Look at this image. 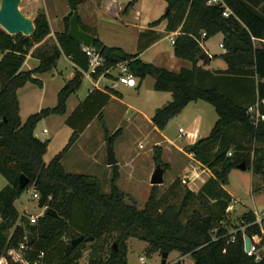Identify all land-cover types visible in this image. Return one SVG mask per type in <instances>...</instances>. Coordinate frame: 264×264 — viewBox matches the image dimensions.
<instances>
[{
  "label": "trees",
  "instance_id": "16d2710c",
  "mask_svg": "<svg viewBox=\"0 0 264 264\" xmlns=\"http://www.w3.org/2000/svg\"><path fill=\"white\" fill-rule=\"evenodd\" d=\"M86 1L66 0L70 11L64 17L65 29L55 32L56 43L50 50L42 48V44L34 48L31 55L39 63L32 69L21 67L30 49L50 32L44 11L36 12L32 19L34 31L28 36L9 34L0 27V173L7 179L0 190V258L4 257L7 264H21L9 251L15 250L27 235L24 256L31 263L42 252L41 264H81L83 252L88 251L85 264H127V239L135 237L147 243L148 256L177 251L180 256H190L193 264H264V259L255 261L243 251V234L264 239V216L257 222L254 211L247 209L241 223L234 225L226 210L232 197L224 188L228 173L241 162L253 176L262 175L264 170V120L255 121L247 112L257 100H264V45H254V40L264 41V0H223L231 11L228 16L222 15L220 4L209 5L206 0H164L165 13L139 33L138 50L158 38L151 28L166 20L167 32L178 31L174 54L192 64L191 68L177 72L143 62L138 53H125L94 38L92 44L104 55L105 67L126 61L137 78V86L146 75H151L155 90L171 92V100L156 108L151 117L158 129H163L188 102L197 99L210 103L218 116L209 134L198 139L192 151L210 172L206 181L192 191L182 184L181 178L175 177L159 195L157 185H151L142 207L117 187L115 169L108 191L101 189L95 177L63 170L61 158L83 127L73 128L64 148L47 163L43 155L48 140L33 134L43 117L63 114L67 97L81 86L87 59L67 30L72 11ZM136 1H128L123 9L116 7L126 13ZM78 21L83 30L95 35L82 26L79 18ZM217 32L223 34L225 52L220 57L227 68L205 70L197 62L207 63L214 56L207 55L201 44ZM61 52L76 67L73 77L58 91L53 107L42 108L22 121L18 114V88L27 82L41 86L34 75L54 67ZM259 112L264 113V103ZM74 113L67 123L70 124ZM94 114L101 119L99 111ZM101 126L105 127L102 122ZM118 132L119 129L108 138V144L112 145V137ZM155 152L154 160L161 165L160 149ZM22 173L29 182L20 188L18 178ZM30 186L39 193V206H46L44 214L33 224L13 204ZM262 187L252 186V191ZM80 235L92 238L72 245L71 241ZM181 262L177 259L174 264Z\"/></svg>",
  "mask_w": 264,
  "mask_h": 264
},
{
  "label": "crops",
  "instance_id": "0c3cea01",
  "mask_svg": "<svg viewBox=\"0 0 264 264\" xmlns=\"http://www.w3.org/2000/svg\"><path fill=\"white\" fill-rule=\"evenodd\" d=\"M92 1H94L95 5H96V11H98L95 13V18L93 15H90L89 19L91 21L90 22L87 21L84 23V21L81 20V9L80 8L77 9L78 15H79L80 22H81L82 26L87 28L86 25H88V23H90V24H92V26H94V28L92 29V31L95 33L94 36L97 37L104 45L119 47L125 53H129V54L138 53V58L140 60H142L143 62L151 63V64L158 66V67H164V68L171 70V71H174V72L179 71L181 68H187L188 69V68L192 67V64L189 60L177 57L174 54L173 44H171V42H170V37L172 36L175 38V36L178 34V31L167 32L165 29L166 20H162L158 25L151 28V29L155 30V32L158 34V38L156 40H154L153 42H151L143 50H141V51L138 50L139 33L146 30L147 28H149V26H148L149 23L154 21L155 19H157L163 13L159 14L154 19L144 18L142 16V13H140L138 10H135L136 4L141 2V0H137L133 4L132 8H130L131 10H128L126 12V14L124 13V15L121 16V13H120L121 10L118 7H115V5H114L115 1L114 0H100V1L92 0ZM163 2L165 3L164 0H163ZM35 4H36V11H35L34 15L32 16V19L35 16L38 9L39 8L42 9L44 11V13L46 14L50 32L44 37V39L40 43L35 44L30 49L28 55L25 58L23 65L21 67L23 70L32 69L35 66H37V64L39 63V59L36 57H33L31 55V53L35 47L44 43L48 39L49 40L51 39L54 41V43H56L54 34H55V32L64 31V29H65L64 17L70 11V9L66 3V0L62 1V4H64L63 5L64 7L62 8L61 11H59L58 14L54 13L53 9L51 8V5H50V7H48L47 3H45L44 0H35ZM165 8H166V3L164 5V9ZM133 11H135L134 18L129 17V15L131 16V13ZM51 17H53V19H51ZM86 18H85V20H86ZM122 27L126 28V29H130V28L132 29L131 43H126L124 41L125 37L121 34ZM103 28H106L107 33H109V34H107L103 30ZM108 41H110L113 44H110V42H108ZM165 41H168L171 45L170 49H168V50L164 49L162 46H159L162 42H165ZM222 43H223V34L221 32H217L216 34H214V35L210 36L209 38H207L206 40H204V42L201 44L202 49L204 50V52L207 55L214 56V57L211 58L207 63H203L202 61H198L197 66H199L200 68H203L205 70H210V71L226 69L227 64L220 57V55L225 52V48H224ZM219 44H222V46H220ZM254 44H257L258 46L260 44L264 45V41L260 42L258 40H254ZM62 62L64 63L63 64V66L65 67L64 69H66L68 67L67 69H69V73L65 75L61 84L57 88V91L55 93L56 100H57L58 91L61 89V87L69 79H71L73 77L74 72L76 70L75 65L70 61V59L61 52L60 56L57 59L56 65L54 67H52L48 71H45L42 73H36L34 75L37 79H39L41 81V86H39V87L42 88V87H44V82H45L44 79H46L47 77L48 78L54 77L56 75L62 76V73L64 71V69L61 68ZM27 63H30V65L28 67H26ZM147 76H151V75H146L142 79L141 83L138 86H137V83H136V86L133 87V86H129L127 84L120 83V82H117L115 84V86H112L113 80L114 81L117 80V75L113 74V73L112 74L108 73V74H106L105 77L99 78L97 80L98 85L96 88H93V90L94 89H96V90L93 91L92 93L90 91V88H92V85H91L90 80L87 78L89 84L87 85L88 87H87L86 91L81 93L78 89L75 92L71 93L66 99V102H65L66 103V109H65V112L63 114H60V115L50 114V115H47V116L43 117L42 119H40L37 122V124L33 130L34 136H36L40 140L47 139L48 140L47 149H48V146H49L50 142L53 141L54 136L56 134H58L60 131H62L61 142L59 143V147H62L59 150V151H61L64 148V146L66 145V143L68 142V139L73 132V128L83 127V130L78 134L77 138L79 139L81 136H83L89 130V128L91 126H95V124H97V122L99 123L100 121L102 122V124L106 128L112 127V128L116 129L117 127L121 126V127H123V130L125 129L124 128L125 125L129 124L128 121L131 123H135V124L141 123L142 125H143V123H145V126L148 128V130H146L144 132V134L147 132L145 134L146 137H149L151 139V141L156 136L160 137L159 142L154 141L151 145L163 146L164 149L167 150V155H166L164 162L169 164L168 165L169 168L177 167L176 168L177 173L171 174L172 177H170L168 184L174 179V177L179 176L181 179H185L186 185L188 186L189 189H191L192 191L198 190L199 187L210 176V172L204 166H202L198 170H192V167L189 166V163L191 162L190 156L192 153L189 151V147L191 145H194V143L198 139L203 138L209 134L211 128L213 127L215 121L217 120V117H218L217 113H216L214 107L210 103H208L204 100L197 99V100H193V101L188 102L181 109V111L173 117V119L178 120L177 118H181L179 116H182V114L187 112V110L193 111V114L191 115L190 119L187 121H184L187 123L185 128H182L181 126H179V128H182V132H179V128H178L179 137H183V139L179 142L176 141V139L175 140L170 139V137L165 134V127L166 126L161 130L158 129L157 127H155L152 124L151 117H152L156 108L161 107L162 105L166 104L168 101L171 100V96H172L171 92L155 90L153 88L154 78L151 76L153 78L152 88H153L154 92H156L158 94H154L156 100L153 102L152 105H150L148 114L141 113L135 106H132L125 101V97H124L125 88L126 87L139 88ZM84 77L85 76H82V79ZM136 82H137V78H136ZM27 84L34 85V83L27 82L25 85L18 88V90H17L18 114H19L20 119L22 121H24L25 118L22 117L23 111L21 109V100H20L19 94H20L22 89L26 88ZM87 97H88V99H87ZM53 106L54 105L39 107V109H37L36 111H39L40 109L45 108V107H53ZM75 111H76V113H74V116L70 119V124L67 123L66 122L67 119ZM97 111H99L101 113V116H100L101 119H99V117L97 116L98 114H94V113H97ZM31 113H34V112H31ZM47 120H51L50 123L55 124V126H52V127H56L55 132H53L52 135L50 134V136L49 135L47 136V134L50 133V131L46 125V126L42 127L40 132L37 133L36 129H37L38 125L41 122H43V123L47 122ZM170 121L171 120H169V122ZM206 124H207V128H205ZM115 142L117 144V148L114 144V147L112 146V149L114 150V148H115L116 155H117V156H115V158L117 160V163H119L120 157H121V159L124 158L123 151L125 150V147H124L123 142L121 141L120 137H118ZM74 145H75V143L72 146H74ZM72 146L69 147L66 154L69 153V150H70V148H72ZM47 149L43 155V161L45 163H47L55 154H57L59 152V151H57L56 153H53L49 160H45L44 156H46ZM117 149H119V151L121 153L120 157H119V154L117 152ZM114 155H115V152H114ZM130 161H132V160H130ZM105 162H106V159H105ZM106 165H107V163H106ZM108 166H111V165H108ZM128 166H130V165H128ZM155 166H156V163H154V161L152 159V165L147 171L148 175L151 174L152 169L155 168ZM136 168H137V164L135 165V167L130 166L131 171L129 173V181H132V178L137 177L135 174ZM145 168H146V165H142L141 169H139V170L141 172H143L145 170ZM233 169H235V168H233ZM165 170L169 171V169H167V168H164V171ZM149 184H150V182H149ZM162 184H164V179H163ZM226 185L224 186L225 190L231 195V197H234L232 195V193L227 189ZM233 209L234 208H232V210ZM232 210L229 212L231 213ZM17 211L19 212V210H17ZM254 213H255V215H258L255 211H254ZM127 242H128V240H127ZM127 246H128V244H127ZM170 253H168V255ZM184 257H186V256L178 255V257H176L174 259V261L177 259H180V258L183 259ZM126 259H127V255H126ZM80 262H81V260H80ZM0 264H7L4 257L0 258Z\"/></svg>",
  "mask_w": 264,
  "mask_h": 264
},
{
  "label": "rangeland",
  "instance_id": "374dc122",
  "mask_svg": "<svg viewBox=\"0 0 264 264\" xmlns=\"http://www.w3.org/2000/svg\"><path fill=\"white\" fill-rule=\"evenodd\" d=\"M44 1L45 3H47L48 7H50L51 5V8L56 14H58L59 11H61L62 8L64 7L63 6L64 4H62V1L64 0H44ZM114 1H115L114 2L115 7L119 5L121 6V9H123L126 3L130 0H114ZM165 3L163 2V0H141V2L136 4L135 10H138L140 13H142V16L144 18L154 19L159 14L165 13L167 9V4H166V8L164 9ZM19 8L24 15L32 19V16L36 11L35 0H22L20 2ZM79 8L81 9V20L84 21V23L87 21L90 22L91 20L89 19V16L93 15L95 18V13L98 12L96 11L95 3L92 0L86 1L85 3L78 5L77 9ZM129 10L131 9L129 8ZM120 13L121 16L124 15L122 11ZM134 13L135 11H133L131 13V16L129 15V17L134 18ZM51 19H53V17H51ZM86 26L88 29L91 30L94 28V26H92V24L90 23H88V25ZM103 30L107 33L106 28H103ZM121 34L125 37L124 41L126 43H131V39H132L131 28L126 29L122 27ZM54 44L55 43L53 40L48 39L44 43H42L41 46L42 48H47L50 50L51 46H54ZM110 44L113 43L110 42ZM254 45L258 46L257 44ZM159 46H162L164 49L167 50L170 49L171 47L168 41L162 42ZM261 46H263V44ZM61 64H62L61 68L64 69L65 68L63 66L64 63L62 62ZM29 65L30 63H27L26 67H28ZM67 68L64 69L62 76L56 75L54 77H49V78L47 77L46 79H44L45 80L44 87L42 88H40L36 84L34 85L27 84L26 88L21 90L19 96L21 100V109L23 111L22 114L23 118H26V116L31 112H36V110L39 109V107L55 105L56 103L55 93L57 91L58 86L61 84L63 78L65 77V75L69 73V69ZM152 81L153 78L151 76H147L139 88H130V87L125 88V95H124L125 101L128 104L135 106L141 113L148 114L150 105H152L153 102L156 100L154 94H158V93L154 92L152 88ZM88 84L89 83L87 78L84 77L82 79L79 91L81 93L85 92L88 87L87 86ZM192 114L193 111L187 110V112L182 114V116H179L181 118H177L178 120L172 118L171 121L165 127V134L168 135L172 140L176 139V141L178 142L181 141L183 137H179L178 128L179 126L185 128L187 123L184 121L189 120ZM50 121L51 120H47L48 123L41 122L38 125L36 132L37 133L40 132L42 127L47 125L50 131V133H48L47 136L48 135L50 136V134L52 135L53 132H55L56 127H52L55 126V124L50 123ZM128 123L129 124L128 125L126 124L124 127L125 129L123 130V127L121 126L117 127L116 129L112 127H108V128L104 127L105 128L104 129L101 126V121L99 123L97 122V124H95V126H91L83 136H81L79 139L76 138V140L70 145L72 146L75 143V145L72 146V148H70L68 154H66V152L68 151L70 146L67 148L66 152L61 158V166L66 173L83 174L86 176L95 177L98 180L100 187L103 191H108L109 180L112 176V172L115 169L118 173V179L116 181L117 187L124 193H127L128 195L132 196L138 207H142L145 201L147 200V197L152 187L149 184L151 174L148 175L147 171L152 165V159L154 163H156L153 157L155 149L158 148L160 149L161 154L159 160L161 165L164 168L169 169V171L165 170L163 172L164 184H160L156 186L157 195H159L163 190L166 189V187L168 186V181L170 177H172L171 174L177 173V169H176L177 167L169 168L168 166L169 164L164 162L167 155V150L164 149L163 146L151 145L154 141L159 142L160 137L156 136L152 141L149 137H146L145 134L147 132L145 134L144 132L148 130V128L145 126V123H143V125L141 123L135 124L129 121ZM205 128H207V124ZM117 129H119V132L116 136L112 137L111 146L114 147L115 144L117 148V144L115 141L118 137H120L125 147V150L123 151L124 158L121 159L120 157L121 153L119 149H117V152L120 157V162L108 166L106 165L105 162L106 159L105 152H106V146L108 144L107 140L110 136H112V134ZM61 137H62V131H60L58 134L54 136L53 141L50 142L48 146L46 156H44L45 160H49L53 153H56L62 148L59 147V143L61 142ZM113 151L115 152V156H117L115 148ZM136 164H137V168L135 174L137 177L132 178V181H129V173L131 171L130 166L135 167ZM142 165H146V168L143 172L139 170L141 169ZM191 165L192 162L189 163V166ZM153 170L154 168L152 169V171ZM177 177L180 178L179 176ZM6 184H7V179L0 173V190ZM182 184L186 185V183H182ZM257 185L258 186L263 185V187L260 188V190L253 192L252 186L257 187ZM226 187L238 201L237 203L233 204L234 209L230 213V219L234 225H239L241 223L240 220L241 216L243 212L247 209H251L255 211L258 214L256 215V218L261 217L264 214V170L262 175L253 176L250 170L247 169L241 170L236 167L235 169H232L228 173V183ZM34 192L38 193V191H36L33 188V186H30L27 189H25L13 202L16 209L19 210L18 213L20 215H24L25 220L28 223H30L31 216L39 217L43 215L45 211L44 207L39 206L38 198L33 197L32 194ZM127 240H128L127 264H143L140 260L142 256L144 257L145 264H161V255L159 254V252H154L149 256L146 254L147 243L145 241L139 240L135 237L128 238ZM86 246H89V244H86ZM15 250H10L9 253H12L14 258L16 257L18 258V252ZM86 253H88V251L83 252V258L81 259V264L85 263ZM178 255L179 253L177 251H171V253L168 255L166 259L167 262L165 264H174V262H176V260L174 261V259L178 257ZM185 256L186 257H184L183 259L180 258V260H182L180 264H193L192 258L188 255Z\"/></svg>",
  "mask_w": 264,
  "mask_h": 264
},
{
  "label": "built area",
  "instance_id": "2783aa9c",
  "mask_svg": "<svg viewBox=\"0 0 264 264\" xmlns=\"http://www.w3.org/2000/svg\"><path fill=\"white\" fill-rule=\"evenodd\" d=\"M207 4H220L223 7V11H222V15L223 16H228L231 11L229 10V8L225 5V3L223 2V0H206ZM204 35V33H203ZM175 41L174 37H170V42L171 44H173ZM81 45V51L84 53V55L86 56L87 59V68L86 70H84L82 72L83 76H85L86 78H88L91 82L92 88H96L98 85V79L105 77L106 74L108 73H113L117 75V80L114 81L112 83V86H115V84L117 82L120 83H124L127 84L129 86H136V77L129 71L128 67H127V62L126 61H120L117 62L115 64H112L108 67H105V62L106 59L104 57V55L102 54L101 50L94 46L93 44L86 46V45ZM220 46H222V44H219ZM264 100H257L253 105L249 106V108L247 109V112L251 113L255 120L257 121L258 119L260 120H264V113H260L259 112V106L260 104H263ZM179 132H182V128H179ZM228 155H231V152H228ZM191 162H192V170H198L200 169L203 165L196 160L195 156L193 153H191L190 156ZM182 183H186L185 179H181ZM33 197L35 198H39V193L34 192ZM237 199L232 197L229 205L227 207V211H231L233 208V204L237 203ZM44 209L46 210V206L44 207ZM264 216V214L262 215ZM261 216V217H262ZM261 217H257L256 221L259 222ZM38 218V216H31L30 217V223L33 224L36 222V219ZM247 236L245 234H243V239L244 237ZM27 235H24L22 237V240L20 241L18 247L16 248L15 251L18 252V260L22 263V264H41V259L43 257V253L40 252L36 259L31 263L29 262L26 258H25V252H26V248H27ZM249 247L247 250L243 251L247 256L252 257L255 261H260L262 259H264V239L262 237H258L256 234L252 235ZM140 260L142 261L143 264H145L144 258L141 257Z\"/></svg>",
  "mask_w": 264,
  "mask_h": 264
},
{
  "label": "water",
  "instance_id": "95a60500",
  "mask_svg": "<svg viewBox=\"0 0 264 264\" xmlns=\"http://www.w3.org/2000/svg\"><path fill=\"white\" fill-rule=\"evenodd\" d=\"M22 0H0V27L9 34L21 33L28 36L34 31V24L30 17L24 15L20 8V2ZM78 10L74 9L69 17L67 34L69 37L77 41L79 44L89 46L93 43L95 36L85 30H83L78 21ZM195 150V146L191 145L189 151ZM106 163L107 165H113L117 163L112 146L107 144L106 146ZM237 168L246 170V164L241 162L237 165ZM164 168L160 164H156L154 170L150 175V185H160L163 183ZM29 182V178L25 174H20L18 178V186L23 188ZM90 237H83L82 235L74 238L71 241L72 245L77 244L79 241L84 240L88 242ZM251 238L245 236L243 239V248L247 250L250 244ZM161 264H165L168 252H162Z\"/></svg>",
  "mask_w": 264,
  "mask_h": 264
}]
</instances>
